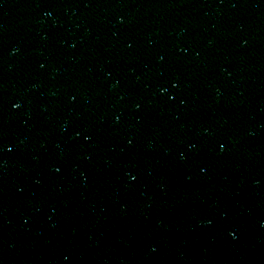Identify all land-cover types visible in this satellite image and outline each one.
Here are the masks:
<instances>
[{"label": "water", "instance_id": "95a60500", "mask_svg": "<svg viewBox=\"0 0 264 264\" xmlns=\"http://www.w3.org/2000/svg\"><path fill=\"white\" fill-rule=\"evenodd\" d=\"M0 264H264V0H0Z\"/></svg>", "mask_w": 264, "mask_h": 264}]
</instances>
